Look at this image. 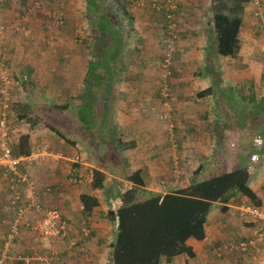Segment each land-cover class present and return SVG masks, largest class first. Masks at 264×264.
Here are the masks:
<instances>
[{
  "label": "trees",
  "instance_id": "1",
  "mask_svg": "<svg viewBox=\"0 0 264 264\" xmlns=\"http://www.w3.org/2000/svg\"><path fill=\"white\" fill-rule=\"evenodd\" d=\"M83 1L87 4L86 10L89 28L85 39L80 41L85 45L90 60L87 63L80 104L75 106L74 100L76 99L69 97L65 105H55L49 102L50 105L45 108L46 105L44 103L47 101L45 99L43 100L44 102L42 101L43 106L36 105L33 103L32 94L34 93L32 92L37 83L33 84L29 80L30 78H28L29 75H26L27 79L23 80L25 82L21 86L27 93L25 94L27 99L20 103H16L15 101L14 103L13 101L8 103L7 111L11 113V117H7L9 122L7 130L9 146L15 157L28 156L34 150L27 133L22 134V132H19L17 136L18 140H15L10 136V132L13 131L16 120L20 121L19 125L21 126L28 121L32 122L34 126L37 125L40 122V119H38L39 114H42L41 121L46 124L47 130L54 133L58 140L65 141L71 149H76V144L80 141L86 142V149L90 155L88 161H91L94 167L90 169V187L94 191L103 193L111 201L115 200L118 202L116 212L108 213L117 224L114 239L108 246L107 264H164V262L171 263L174 259L182 256L191 259L194 257V253L188 242L204 240V228L209 224L212 218L211 215L214 213H218L217 215L219 213L225 214L233 197L240 195L247 200L244 206H251L262 210L257 194L249 186L250 173L248 164L245 161L244 163L239 162L231 168L221 169L220 174L216 173L202 179L200 178V173L203 171V166L205 165L200 164L197 169H194L192 177L186 175L178 177L175 175L174 177L173 174L168 173L164 179L169 186H172L168 193L161 194L150 191L148 189L150 183L148 184L146 180L148 178L146 172L140 168L137 170H129L127 168L125 153L127 152V147H132L133 143L122 142V137L119 136V128L116 126L117 111L120 109L117 88L121 82L126 80L124 78V70L129 55V44L127 38L124 36V25L127 21L130 26L132 25L134 19L129 11L134 5L135 0ZM249 1L212 0L214 14L211 17V21L202 23L201 28L197 31L198 34H201L198 38L205 39L207 42L202 47L203 49L201 48V51L205 54L206 65L197 75L198 78L205 80L209 84L205 90L197 94V100L207 99L209 96L217 93L218 95H223V91H232V88H234L232 86L221 85L223 76L219 61L223 58H234L239 52L242 19L238 16V12L243 11L244 4ZM4 2L6 0H1L0 6ZM177 4H175L174 0H153L150 3V9L157 17H161L164 22V46L166 50H164L163 57L160 59L162 66L160 69L158 68V72L165 73L162 67L165 61H168V71L172 73L174 62L180 59L176 55V43L179 41L178 33L180 32L179 22L185 21L189 6L178 2ZM136 6L135 4L134 8ZM167 16L171 17L173 25L171 30L170 27L168 28L170 23L166 20ZM162 38L160 40L163 45ZM167 41L171 45L173 44L172 48L167 44ZM4 65L6 64L4 63ZM103 72H106V75L101 78ZM23 73L22 71L21 74ZM164 80L158 78V81H153V84L155 82L159 83V88L156 94H153V98L158 100V103L161 105L163 104L161 89ZM166 83H168L169 91V80L166 79ZM241 86L244 87L243 85ZM248 86H250L248 91L245 90V87L243 89V92L246 93V96L243 97L246 108L264 112V93L258 94V90L253 83H249ZM90 99L93 101L90 102ZM70 106L74 108L71 110ZM33 109L38 111L37 115L33 113ZM80 109H85L84 114L87 120L80 115ZM69 110L72 118L76 120V124L66 126L64 122L63 124L60 123L59 126H54V124L49 122L50 117L56 120L54 112L63 113ZM98 110L103 111L105 116L101 117L97 113ZM15 113L17 116H15ZM212 117L214 118L212 125L215 127L217 149H212L213 153L210 155L211 157L223 150V138L225 137L219 130V125L216 124L219 118L216 115ZM151 119L153 120V118ZM262 119L257 120L260 121L257 126L258 133L248 132L244 134L247 139L264 141V117ZM45 120L46 122H44ZM248 127H251L253 130L255 126L250 125ZM220 129H223V127ZM227 129L238 131V129L230 127H227ZM76 134L79 137V141L73 140ZM253 134L256 135L255 138H253ZM100 135L101 139L104 136L103 140L105 144L103 146L96 144L91 139V137L97 139ZM90 147L93 149L91 154L88 149ZM35 149H37L36 145ZM46 150H51L50 152L55 151H52V149ZM250 157L251 155L249 156V160ZM74 164L72 165L74 173L72 174L73 171L71 170V175L67 176V180H74L76 178L75 170L80 168V165ZM34 165H21L19 170L21 174L31 178L28 175L29 171H27V167L34 169ZM0 170L3 177L1 167ZM65 184L67 185V183ZM124 187H127V189L124 190ZM52 188L51 186H47L46 190L48 193L49 191L51 192L49 194L54 195L57 190L56 187ZM80 203L82 209L79 226L82 228L83 225L87 226L89 218L99 207V201L96 196L82 194L80 195ZM8 204L7 202L3 206L5 212L2 213L4 215H1L2 218L7 215L8 220L11 218L10 222L12 223L16 219V216L11 208L9 210L6 209ZM238 214L240 213L238 212ZM22 230L28 233L34 244H42L47 241L59 242L66 239H50L39 242L35 240L24 226L19 227V235ZM9 231L10 228L8 227L7 234ZM13 245H15V241ZM13 250L14 248L12 247L10 249V257L19 254L14 253ZM227 253L234 252H225L220 256L215 252L214 256L217 260H221L223 255Z\"/></svg>",
  "mask_w": 264,
  "mask_h": 264
},
{
  "label": "rangeland",
  "instance_id": "2",
  "mask_svg": "<svg viewBox=\"0 0 264 264\" xmlns=\"http://www.w3.org/2000/svg\"><path fill=\"white\" fill-rule=\"evenodd\" d=\"M25 2L23 5L25 6L27 4L25 10H22L21 3L18 0H6L4 4L0 6V26H7L14 24L16 21V28L17 32L19 33V37H17L19 42H23V44L18 45V49L20 47H27V35L25 34L28 31L30 33H34L33 29H37L40 31V34H42L43 38L38 37L36 39L37 43L36 46L40 47L41 45H46L47 48H49V54L48 59L51 58L50 61H46V65H41L37 68L36 71V80L35 83H37L34 86V91L32 93L33 103H35L38 106H43L42 101L45 99L47 100L44 105L45 108L49 106V102L55 105H65L68 102L69 96H74L76 100H74V105L78 106L80 104V96L83 92V85H76L72 89H69L67 87V83L69 82L66 75H63L64 71L63 69L60 70V68L65 67L64 62L61 63L60 60H58L57 56L62 55L61 51H64L63 49L66 48L68 44H70V40H72L71 44L78 45L77 49H82V57H84V50L85 45L80 41L85 39V35L88 33V20H87V4L83 0H24ZM149 3H152L153 0H146ZM175 4L178 3H190V0H174ZM206 6L204 7L203 16L206 18V23L208 21H211V17L214 14L212 10V6H208V1L205 0ZM109 2V1H108ZM191 5V4H190ZM178 8V6H177ZM195 7L190 6V9L188 11H193ZM187 14L188 20L186 21H180V32L179 35V41L176 43L177 46V52L176 55L180 57L178 61H175L173 64V70L172 73H170L169 76H167L164 72L157 71L158 68L160 69L162 66V63L160 59L163 57V52L166 50L164 44H165V38L164 33L159 35L160 40L162 37L163 45L161 44V40L157 44L156 48L154 47L152 50V54L154 55L152 58V67H155V71H153L152 75L150 76L148 81H158V78L165 79L164 81L169 80L170 84V90L167 93L168 96L163 98V104L160 108V106L155 107V112L158 111L159 114L155 113L154 111H151V115L153 120L151 119L150 123L144 124L140 123V125L135 126V128L141 126L148 127L151 129V131H154V133L160 134V136L156 139L158 143H153V145H148L149 149L147 151L146 147H141L139 150H130L129 156L125 158L129 161V167H127L129 170H137L142 169L145 171L149 176V178L154 181L153 176L160 175V173H164L165 175L161 176L159 181L150 182L151 180H148V184L154 185V188H157L159 190L164 191L166 187H168L169 184L165 182V177L168 173H171L176 175V177L180 175H186L191 176L195 168H198L200 164H203V171L200 173V178H205L212 176L215 173L214 166H217V164H221L222 161H225V159L228 158V153L230 151H235V148L231 147H224L221 152H218L217 154H214L212 157L210 156L213 151L211 148V145L209 142H207L208 137L207 135L200 137L199 142V148L198 147V140L195 137L196 135H193L191 133V128L193 126L198 127V125H193L190 118L187 119V116H192V112H196L197 106L202 108V111L200 112L201 116H204L207 118L206 121L201 118L200 122L201 125H204L205 127L208 125L206 122H208L212 116L216 115L219 120L217 121V125H219V130L221 127L228 126L232 129H239L241 131L248 130L253 133L258 132V124L260 121L257 120H263L264 112L260 110H252L250 108H246V104L243 101V97L246 96V93L243 92V89L245 87V90H249L248 86L249 83L243 84L244 87L239 86L234 87L231 90L223 91V95L219 94H213L209 96L207 99H203V101L197 100L195 96H193V92H182L181 90H177L178 84L181 83L179 81H205L201 78H198L197 73L201 72L205 65H206V58L205 54L201 51V48L207 44L206 40H202L198 38L201 34L197 33L199 30V25L194 20L195 15L194 14ZM238 16L242 19V26H241V32H240V50L235 55L234 58L229 59H221L219 61V66L221 67L223 81H226L224 83L225 85L230 83L229 81H239L238 83H243V81H261L260 85H258L256 88L258 89V94L264 93V0H250L248 3L244 4L243 11L238 12ZM13 19H16L15 21H11ZM28 19V20H27ZM32 22L33 24L31 25ZM47 27V28H46ZM10 31V29H9ZM12 31L15 32V29H12ZM15 33V34H16ZM22 33V35H20ZM10 34V33H9ZM52 36H55L53 39ZM16 39V36L13 37ZM35 39V37H34ZM39 41V43H38ZM48 41V42H46ZM1 43V41H0ZM14 43V42H12ZM15 44V43H14ZM167 44L169 46L172 45L167 41ZM4 46V45H2ZM203 49V48H202ZM172 51V50H171ZM40 53L39 58L42 60L40 61V64L42 63L43 59H45L46 55H44V50ZM77 56L80 54L78 51L76 52ZM54 57H51V56ZM0 56V63H5L6 67L8 68V74H12L16 77L21 76L22 68L24 67V62L15 58V57H7V59H10V62H7L5 60H2ZM89 56H87L88 58ZM5 58V57H4ZM6 59V58H5ZM90 59V57H89ZM84 63V62H83ZM109 67V66H107ZM22 69V70H21ZM163 69V67H162ZM107 70V69H105ZM17 74V75H15ZM106 75V72H103L104 77ZM13 76V77H14ZM60 78H59V77ZM168 77V78H167ZM29 78V77H28ZM153 79V80H152ZM64 80V81H63ZM24 83L25 81H20ZM174 82H177L174 84ZM200 83V82H199ZM255 85V84H254ZM125 86V85H124ZM221 86V85H220ZM22 87V86H21ZM152 94H156L157 89L159 88V83H156L151 86ZM92 89V88H90ZM20 91L16 87H9V92L11 94L12 101L16 103H20L27 99V96L25 94L26 91L21 89ZM76 91V92H74ZM162 93V89H161ZM186 95V97H184ZM41 97V98H40ZM70 97V98H71ZM42 99V100H41ZM93 99V98H92ZM90 99L89 101H93ZM155 99V98H154ZM32 100V99H31ZM4 99L0 96V111H3L4 106ZM184 101L185 105L188 103L191 105V108L188 110V106L185 107V112L180 110L178 108L179 102ZM44 102V101H43ZM158 103V101H157ZM159 104V103H158ZM217 104V105H216ZM222 105V106H219ZM34 106V105H33ZM71 110L74 108L72 106L69 107ZM172 108V110H171ZM85 109H80V115L84 118L87 117L84 114ZM122 110V109H121ZM5 111V110H4ZM76 111V110H74ZM164 112V114H163ZM170 112H173V114ZM33 113L37 115L38 111L33 109ZM101 117L105 116V113L103 111L98 110V112ZM56 115L55 119H49V122L54 124V126H59L60 123L63 124L66 122H71L72 124H76V120L72 118L71 112L66 111L63 113H55ZM15 116L17 114L15 113ZM33 116V114H32ZM42 114L38 115V119H40V122H38V126L43 128L41 131H45L48 127L46 124H44L41 120ZM119 116V114H118ZM198 117V115H196ZM11 117V113H9V116ZM107 117V113H106ZM210 117V118H209ZM216 117V118H217ZM16 120V119H15ZM212 120L214 118L212 117ZM116 126L120 130H122L119 134V136L122 137V141L131 140L133 138H136V134L128 133V129L125 130L124 128V122H128V116H121L116 118ZM20 121H15V129L18 131H21V128L25 129L28 128L27 123H24V125H19ZM46 122V120L44 121ZM56 122V123H53ZM205 122V123H204ZM109 123V119H108ZM255 126L252 128L248 126ZM157 127L159 129H157ZM158 131H157V130ZM49 132V131H48ZM51 132V131H50ZM129 135V137H128ZM132 135V137H130ZM78 135H74V141H79ZM139 136V135H137ZM232 136V135H231ZM235 136V135H233ZM255 138V135H253ZM101 139V135L98 136L97 139H93L91 137L92 141L94 140L96 144H99L100 146H103L104 140ZM140 137V136H139ZM14 138H16L14 134ZM196 138V139H194ZM140 139V138H139ZM141 140V141H140ZM138 143H143L145 139H140ZM255 140V139H254ZM252 140V142H254ZM47 141V140H46ZM194 141V145H193ZM45 142V139L43 140ZM90 142V140H89ZM249 142V141H248ZM48 143V145L46 144ZM57 143V142H56ZM53 143L51 144L50 140H48L45 143L38 142V145H42L45 149H52L55 151H61L64 152L65 150L61 149L60 147H57L59 144ZM250 143V142H249ZM67 144H65V147H69ZM137 147V144H135ZM35 147V145H33ZM48 148H47V147ZM165 147V148H164ZM63 148V146H62ZM87 144L86 142H79L76 144V149H70L68 152L69 159H72V162H64L63 165L58 167V170H62L61 173L55 172L54 175H56L54 178L60 179L61 184L67 183L66 186L69 185V180L65 179L64 177L70 173V171L74 170L72 165H75L74 163H77L80 165V168L76 169V174L80 171L81 167H83L82 164L89 163L90 165H93L91 161H88L90 159V155L87 152ZM90 154L93 152V149L90 147L88 148ZM234 149V150H233ZM51 151V150H50ZM49 151V152H50ZM212 151V152H211ZM67 152V153H68ZM51 153V152H50ZM134 157L132 156V154ZM59 154V153H58ZM81 154H83V157H81ZM66 156L67 155H62ZM76 157H81L82 160L79 159L75 160ZM155 158L157 161H154L153 165H143L142 163H145L148 158ZM154 160V159H151ZM162 162L164 165H162ZM63 163V162H62ZM34 165V164H33ZM223 164L219 166L221 168ZM32 166V165H31ZM63 169H66V172L63 171ZM27 171H29V176L31 177L30 180L34 183L36 186V194H35V202L42 203L45 207L49 208H56L62 213L63 206L60 205V203L63 201L62 194L64 191H59L54 194V197H50L49 193L47 192V186L44 185V183H38L36 182L33 177V169H30L27 167ZM221 171V169H220ZM218 171V173H220ZM88 174H90L89 170H86ZM41 174H45V172H40ZM74 171L72 172V174ZM88 174H85V176H88ZM152 177H151V176ZM76 179V178H75ZM199 179V178H198ZM63 181V182H62ZM150 188V187H149ZM127 187H124V190H126ZM99 197V200L103 203L102 207L109 206L113 207L116 210V207H118V203L114 200L112 202L108 201L103 193L96 194ZM96 196V197H97ZM49 200L51 204H47V201ZM98 200V201H99ZM117 203V204H116ZM64 205V202H62ZM3 208V207H2ZM2 211V210H1ZM4 211V210H3ZM2 211V212H3ZM62 215V214H61ZM107 220H109V229L108 233L106 234L105 241L106 245L102 248L98 245L95 246L94 249H89L87 246V252L90 251H97L94 255L93 253H89L86 255V258L83 256V253H77V251L80 249L78 246L79 241L86 243L87 240L95 236V233L93 232L94 228L85 227L83 225L82 228H80L77 231L78 237H71L70 232L73 225L68 223V234L65 241H59L54 243H48L45 244H34L31 242L30 246L29 244H25L23 246H17V251H19L20 258H23L26 261H22L24 263H32V264H65L69 262V259L71 257L72 261L77 260V264H107L108 254H109V241H113L114 235L116 233L115 229V220L112 216L107 215ZM7 227L10 228V223H5ZM6 227V229H8ZM7 231H5L6 233ZM23 235L26 236L28 234L25 230L20 232ZM29 236V235H28ZM26 240V239H25ZM91 241V240H90ZM26 243V242H25ZM76 243V244H75ZM109 243V244H108ZM53 244V246H52ZM75 244V245H74ZM87 245H89V241H87ZM52 246V247H51ZM15 245H13V248L15 249ZM5 243L2 246V251H4ZM105 251V252H104ZM250 253H254L253 250H249ZM22 252V253H21ZM107 252V254H106ZM83 254V255H81ZM78 259H81L83 262L80 263ZM19 262L15 261L14 263ZM183 263V262H182ZM75 264V263H72ZM181 264V263H180Z\"/></svg>",
  "mask_w": 264,
  "mask_h": 264
},
{
  "label": "crops",
  "instance_id": "3",
  "mask_svg": "<svg viewBox=\"0 0 264 264\" xmlns=\"http://www.w3.org/2000/svg\"><path fill=\"white\" fill-rule=\"evenodd\" d=\"M21 3V9L25 10L27 4L24 6L23 3L25 2L24 0H18ZM31 2V0H30ZM207 1L205 0H190V3H185L186 6L195 7L193 11H188L187 13H191L195 15L194 20L197 22H200L199 29L202 26V23L206 22V18L203 16V11L204 7L206 6ZM137 5L136 8H134V5ZM184 5V3H182ZM191 4V5H190ZM130 9V13L133 17V22L132 25L130 26L127 23L124 25L125 30H124V36L127 38L128 41V59L126 61V67L124 70V78L126 79L125 81L121 82L120 85H118V92H119V110L117 111V114H119L118 118L123 116H128V122L122 121L124 123V128L125 130L128 129V133H133L136 134V138H133L131 140H126L122 141L124 143H133L132 147H127V152L125 153V156H129V151L134 149V150H139L141 147H146L147 151L149 149V146L152 142L153 143H158L156 139L160 136V134L154 133V131H151L150 128L141 126V128L135 126L140 125V123H150V118H152L151 111L155 112V107L160 106L161 104L157 103L158 100H155L153 98V94L151 91V86H153V81H148L150 76L153 73V70L155 71V67H152V58L153 54L151 53L153 48L157 46L159 43V35L164 33L163 30V20L161 17H157L153 11L150 9L151 6H149L148 1L146 0H135V3ZM212 6L213 2L212 0L208 1V6ZM140 6V7H138ZM16 19H13L11 21H15ZM28 20V19H27ZM188 20L187 16L185 17V21ZM29 22V21H28ZM31 25L33 24L32 22ZM16 21L14 24L10 25L7 27L10 29V31L7 32L5 38L6 42L4 46L0 44V56L3 58L2 60H5L7 62H10V59H7V57H15L24 63V67L21 69L25 75H29V80L35 84V81H37L36 78V71L37 68L41 65H46V61H50L51 58L48 59V54H49V48L46 47V45H41L40 47L36 46V39L40 36L42 37V34H40V31L37 29H33L34 33H30L28 31L29 36L27 35L26 37L27 42L26 44L27 47H20L18 49L19 44H23V42H19L17 37H19V33H16V31H12V28L16 26ZM10 33V34H9ZM16 33V34H15ZM22 35V33H20ZM16 36V39L13 37ZM35 37V39H34ZM54 39L55 36H52ZM14 42V43H12ZM48 42V41H46ZM39 43V41H38ZM72 40H70V44L64 48V51L62 52V55H58L57 58L60 60L61 63L64 62L65 67H61L63 69L64 73L63 75L67 76V79H69L67 83V87L69 89H72L76 85H83V82L86 77V71H87V63L90 60L88 56V52L85 49L84 50V57H82V49H77L78 45L76 44H71ZM44 50V55H46L45 59H43L42 63L40 64L39 60H42L39 58L40 53L43 54ZM79 52L80 54L77 56L76 52ZM6 59H5V58ZM51 57H54L53 55ZM84 62V63H83ZM59 77V76H58ZM60 78V77H59ZM64 81V80H63ZM38 82V81H37ZM181 83L178 84L177 90H181L182 92H193V96L197 97V94L202 92L208 87V83L206 81H179ZM226 83V81H223ZM230 83L224 84L221 83V85L224 86H232V87H238L247 84V83H253L257 87L260 85L261 81H243V83H238L239 81H229ZM177 82H174V84ZM171 84V83H170ZM125 85V86H124ZM257 89V88H256ZM258 90V89H257ZM76 92V91H74ZM71 97V96H69ZM74 97V96H72ZM186 97V95L184 96ZM203 101V100H198ZM160 102V101H159ZM183 106H188L187 109L189 110L191 108V105L188 103L185 105L184 101L179 102L178 108H180L183 113L185 112V107ZM122 109V110H121ZM172 110V108H171ZM202 111V108L197 106L196 112H192V116H187V119L190 118L193 125H198V127L191 128V133L193 135H196L195 137L198 140V147L199 148V142H200V137L207 135L208 140L211 145V148H216V141L217 138L215 136V127H213V121L212 117L211 119L206 122L208 125L205 127L204 125H201V118L206 121L207 119L204 116H201L200 112ZM2 110L0 111V115ZM155 113L159 114L158 111ZM173 114V112H170V114ZM198 115V117L196 116ZM210 118V117H209ZM35 123V122H34ZM152 123V122H151ZM150 123V124H151ZM205 123V122H204ZM66 126L71 125V122H66ZM28 128L25 127V129L21 128V131H18L13 128V131L10 132V136L13 137V139L18 140V134L19 132L27 133L30 137V141L32 144V149H35L33 145H36L37 149L36 151H40L39 158L36 160V164L34 165L33 173L31 174L33 179L38 182V183H44L45 186H51L56 187L57 191H64L62 194L63 196V201L64 205L62 202L60 203L62 208V217L63 219L67 222V224L73 225L71 228L70 236L71 237H78L76 234L77 231L80 229V222H81V203H80V195L82 194H88V195H93L97 196L96 194L101 193L99 191H94L90 187V182H91V172L90 169L94 168L92 165L89 163L82 164L83 167H81L80 171L76 174V179L73 180V183L69 184L66 186L65 183L61 184L60 179L54 178L56 175H54L55 172L61 173L62 170H58V167L63 165L64 162H72V159H69V154L68 150L70 151V146L65 147L64 145L66 144L65 141L63 140H58L57 136L54 133L48 132L46 129L45 131H41V127L38 125H35L32 122H27ZM228 127V126H227ZM227 127H223V129H220L221 133L225 135L223 138V147H233L235 148V151H230L228 153V158L225 159V161H222L221 168L219 166L221 164H215L217 166H214V171L217 174L220 169L224 168H231L234 166V164L244 163V161L248 164L249 167V173H250V182L249 186L250 188L257 194L258 199L260 200V208L262 211H264V141H262V146L258 148L255 145V141L252 142V140L247 139V137L244 135L248 132V130H239L238 131H231L228 130ZM157 129H159L157 127ZM156 129V130H157ZM122 130L119 129V133ZM158 131V130H157ZM258 133V132H255ZM14 134L16 138H14ZM139 135V136H137ZM230 135H235V136H230ZM254 135V134H253ZM228 136V138H226ZM256 136V135H255ZM129 137V135H128ZM145 139L143 143H138L140 139ZM194 138V139H196ZM254 138V136H253ZM45 139V142L50 140L51 144L56 143L59 144L57 147H60L61 149L65 150L64 152H61L60 150L54 151V152H49L45 148H43L42 143L43 140ZM47 140V141H46ZM133 141V142H132ZM141 141V140H140ZM250 143H249V142ZM38 142H40L42 145H38ZM136 142V143H135ZM48 145V143H46ZM137 144V147L136 145ZM151 144V145H152ZM230 144V146H229ZM194 145V141H193ZM45 146V145H44ZM49 146V145H48ZM63 146V148H62ZM67 146V145H66ZM153 146V145H152ZM47 147V146H46ZM214 150V149H213ZM234 150V149H233ZM43 151H46L44 153ZM53 151V150H52ZM68 152V153H67ZM59 153V154H58ZM132 156L134 157L133 153H131ZM252 154H256L259 157V160L256 163H252L249 160V156ZM62 155H67L62 156ZM81 157H83V154H81ZM135 158V157H134ZM154 159V160H151ZM243 160V162H241ZM157 161L155 158H148L145 163H142L143 165H153V162ZM63 162V163H62ZM126 164L127 167H129V161L126 159ZM162 165L163 162H162ZM31 169V168H30ZM197 169V168H195ZM86 170H89L90 174L86 172ZM45 172V174H41L40 172ZM63 171L66 172V169H63ZM71 172V171H70ZM85 174H88V176H85ZM147 174V173H146ZM165 175L164 173H162ZM161 173L160 175L157 176H151L154 178L155 181H159L160 177L163 176ZM68 175H71V173H68ZM67 175V176H68ZM67 176L63 178V180L67 179ZM147 181L151 180L149 176L147 175ZM166 178V177H165ZM70 182H72L71 179H69ZM63 182V181H62ZM150 182H153L152 180ZM174 186V185H173ZM150 188H148L150 191L155 192V193H161V194H166L168 193L172 186H169L165 188L164 191L159 190L155 187L154 185H149ZM53 189V188H52ZM55 190V189H54ZM56 191V192H57ZM50 197H54V195L49 194ZM99 200V197H96ZM9 200V192L7 190V185L5 179L2 177L1 170H0V255L2 251V246L5 243L6 239V234L5 231H7L5 226V223H9L11 221L8 220V216L5 215L2 218V214L4 208H2ZM107 204L108 201L112 202L108 197L106 198ZM47 204H51L49 200L45 201ZM117 202V201H116ZM118 203V202H117ZM116 203V204H117ZM247 200L240 196L237 195L233 197L228 205V210L225 212V214H220L217 215L218 213L212 214V218L210 219V222L207 226H205V239L202 241H189L188 245L192 248L194 257L189 259L188 257L182 256L177 259H174L171 263H166L164 264H255V261L253 257L255 256L254 253L249 254H240V253H227L223 255V258L221 260H217L214 256L216 250L220 248L224 243H226L229 240H235V241H245L248 239V237L251 234V231L253 229L259 228L264 230V224L263 222H256L252 223L247 219V222L245 220H241L238 210L246 205ZM103 203L101 200H99V207L94 211L93 215L91 218H89V222L87 224V227H92L94 228L93 232L95 233V236L90 238L89 240V245L86 243L79 241L78 246L79 250L77 253H83V255L86 258V255L89 253H93L94 255L96 254L97 251H90L87 252V246L89 249H94L95 246L97 247L98 245L100 248L104 247L106 245L105 238L106 234L108 233L109 229V220H107V215L109 212L115 213L117 210L114 209L113 207L105 206L102 207ZM3 212H2V211ZM2 214V215H1ZM214 219V220H213ZM116 221H115V229H116ZM89 225V226H88ZM8 228V227H7ZM23 231V230H22ZM115 236V235H114ZM26 239V240H25ZM91 240V241H90ZM26 242V243H25ZM31 240L30 236L28 234L23 235H17L15 237V249L13 250L14 253H19L17 251V246H23L25 244L31 245ZM54 243L52 241H47L44 242L43 244H48V243ZM112 242V241H111ZM109 241V243H111ZM108 243V244H109ZM34 245V243H33ZM47 246V245H45ZM53 246V244H52ZM51 246V247H52ZM108 249V248H107ZM259 249L262 251L264 250V245L260 246ZM105 252V251H104ZM22 253V252H21ZM107 254V252H106ZM80 263L83 261L81 259H78ZM183 262V263H182ZM75 263L77 264V260L72 261L71 257L69 259V262L65 264H72ZM14 264H27L24 262H16ZM32 264V263H28ZM56 264V263H54Z\"/></svg>",
  "mask_w": 264,
  "mask_h": 264
},
{
  "label": "built area",
  "instance_id": "4",
  "mask_svg": "<svg viewBox=\"0 0 264 264\" xmlns=\"http://www.w3.org/2000/svg\"><path fill=\"white\" fill-rule=\"evenodd\" d=\"M1 2V0H0ZM170 23L168 28H173L171 17L167 16ZM15 29L17 32L16 26ZM9 29L6 26H0V41L1 45L6 42V34ZM25 34H28L27 32ZM168 61H165L163 69L167 76L170 75L168 71ZM8 68L4 63H0V96L4 99V106L2 114L0 115V167L3 171V178L7 181L9 192V204L7 210L11 208L14 211L16 219L11 223L10 231L6 235L5 248L0 257V264H13L14 261H23L19 254L10 257V249L13 247L15 237L19 235V227L24 226L25 229L32 234L36 241L42 242L47 240H60L67 237L68 224L63 219L60 211L56 208L44 207L41 203L35 202L36 186L27 175L20 172L21 165H33L40 157V151L34 149L28 156L15 157L9 146L7 137L8 122V103L12 101L9 87H16L22 91L21 82L27 79V76H14L8 74ZM17 75V74H15ZM14 76V77H13ZM168 86L166 81L163 82L161 96H168ZM5 110V111H4ZM255 145L260 148L262 146L261 140H256ZM46 153V151H43ZM82 160L81 157H76L77 162ZM252 163L259 160L258 155L253 154L250 157ZM241 220L247 219L252 222H263L264 224V211L255 208L243 206L239 209ZM264 245V230L256 228L251 231L250 236L245 241L229 240L216 250L218 256L225 252H240L242 254L250 253V249L254 251L253 257L255 264H264V250L259 247ZM26 261V260H24Z\"/></svg>",
  "mask_w": 264,
  "mask_h": 264
},
{
  "label": "clouds",
  "instance_id": "5",
  "mask_svg": "<svg viewBox=\"0 0 264 264\" xmlns=\"http://www.w3.org/2000/svg\"><path fill=\"white\" fill-rule=\"evenodd\" d=\"M166 20H167V17H166ZM167 86H168V83H167Z\"/></svg>",
  "mask_w": 264,
  "mask_h": 264
}]
</instances>
